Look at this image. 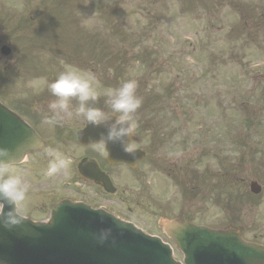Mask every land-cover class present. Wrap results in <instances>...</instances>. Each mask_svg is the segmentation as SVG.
Wrapping results in <instances>:
<instances>
[{"label":"rangeland","instance_id":"obj_1","mask_svg":"<svg viewBox=\"0 0 264 264\" xmlns=\"http://www.w3.org/2000/svg\"><path fill=\"white\" fill-rule=\"evenodd\" d=\"M153 1L154 3H152ZM172 1L174 0H83L84 8L80 10L81 15L77 18L80 20L82 27L98 30V37L101 36L100 40L103 42L98 47L106 45L114 51L118 50L116 55L121 59L123 49L127 51L126 56L131 54L132 57H135L139 51L150 50L151 48L149 54L151 53L155 56V60H150L149 62L150 71L147 69L149 66L147 68L142 66L147 61L144 55L141 57L142 61L140 59L137 60L138 64L131 61L130 58H125L126 65H123V69L126 66L124 74L129 79L134 78L138 85L140 83L142 85L144 103L146 105L139 108L136 113L139 126H141L142 130L154 129L156 126L159 130L161 128L164 131V127L169 126L174 117H178L176 121V129L178 130H180L181 124L188 126L189 123L204 129L202 130V137L197 139L196 133L186 128L188 130L186 134L189 135L190 143L193 145V157L200 152L202 153L204 146H209L208 152L203 158V164L211 163L210 171L214 172L212 180L205 184L200 183L197 187V195L202 193V197L207 199L204 202L195 201V209L202 210L200 216L196 215V217L214 225H227L232 222L242 229L246 237H252L255 234L259 240L264 242V177L262 176L264 175V51L249 50L237 52L240 60L239 65H230V63L226 62L221 67L219 65L222 62V55H227V53H222V49L217 45H212L211 42V45L205 48L209 50L210 55H206L204 58L200 55V47L198 46L185 50V54L181 52L174 57L175 53L166 51L167 42H173L175 37L177 39L175 43L180 44L183 42L181 39H184L185 34L188 37H197V35L184 22L186 15L176 16V13H171V9L175 8ZM3 3H5L6 8L4 10L5 18L2 21V40L4 42L9 41L10 44L12 41V44H15L17 43L15 42L17 40L15 37L22 31L19 28L15 29L12 19L7 17H11V15L19 11L25 14L27 11L30 13L32 6L22 1L16 2L14 0L9 1V3L3 1ZM1 7L3 10V4H1ZM143 7L147 8L143 9ZM162 9H168L167 13H163ZM86 11L88 12L87 15L90 16L88 19H85L86 15L84 13ZM203 11L202 8L196 7L193 14L195 16L197 14L202 15ZM34 12L37 13L38 10L35 9ZM151 13H154L152 19H157L155 24L147 27L136 26V30L133 32L136 35L132 36L133 33L129 32V30H132L130 27L135 26V22H137L136 25L144 23L143 16H150ZM73 14H75V11H73ZM172 16L173 19H169ZM129 17L131 19L129 20L130 24H128L129 27H127L126 23ZM177 18L180 24L176 26ZM116 20L121 26L128 28V31L121 29L122 32H129L130 36H132L129 37L126 34L125 43L131 38L135 43L139 42V45L130 43L129 47L125 48L124 43L121 44L120 35L111 43L109 36L110 23L111 21L116 22ZM141 29H144L148 35L158 32V34L156 33L158 38L148 36V41L143 40L141 42L142 37L140 36H145L143 31L140 32ZM23 36H25V31ZM156 39L166 42L165 50H161L158 47L162 46V44L156 42ZM110 45H114V47ZM17 49L19 50V47ZM110 54H112L111 51ZM45 57L43 51L39 49L34 50L32 53L33 60L43 62ZM173 57L175 62L194 71L175 64ZM19 59L22 58L19 57ZM193 63L198 66V72L203 71L204 66L209 65L216 70H213L212 73L214 77L210 78L209 81L201 79L199 73H195L196 69ZM152 66H155V68ZM7 67L10 68V63L7 64ZM98 76L99 78L101 77L100 71ZM121 82L123 81L112 82L110 88L119 87ZM174 85L180 94V109L178 111L173 109L174 106L170 98ZM241 85L245 87L244 91ZM247 85L249 89L246 87ZM236 87H239L242 93L235 91ZM106 89L107 87L104 85V92ZM219 89V94L216 92L218 94L216 95L213 90ZM147 93L155 94L148 95ZM226 98H228V104L226 103ZM202 99L206 103L202 104L205 110L203 107H196L195 105V102L199 103ZM215 99H220V103L216 102ZM152 129L146 133L148 137L144 136V139H149L153 132ZM196 142L197 144H195ZM165 153L168 156L170 154L168 152ZM220 154H222V163L231 164L234 167L230 174H226L227 177L236 179V175H238L241 178L238 181L236 180L237 182L232 181L230 184L223 183L221 187H230L232 189L233 186H236L240 192L244 193L245 190L248 191V183L252 179L259 180L258 182L262 185V192L256 198L251 199V202H246L242 206L240 216H238L239 220L236 221H231L230 216L221 208V205L213 201L212 187L216 186L218 171L224 173V168L221 166L222 163L216 162V160H219ZM161 155L162 152H160ZM210 156H212V161L206 160V157L209 158ZM117 168L122 169L121 167ZM150 168L148 161H145L139 167L154 182L155 176L160 178V175L151 173ZM118 174L122 180L124 177L123 172L119 171ZM235 183L238 184L234 185ZM218 221L221 222L219 223ZM180 257V255L177 256V258Z\"/></svg>","mask_w":264,"mask_h":264},{"label":"clouds","instance_id":"obj_2","mask_svg":"<svg viewBox=\"0 0 264 264\" xmlns=\"http://www.w3.org/2000/svg\"><path fill=\"white\" fill-rule=\"evenodd\" d=\"M48 90L54 97L48 104V113L44 122L57 125L65 119L82 118L93 127L104 126L106 131L99 134L97 140H90L95 150L107 151L108 143H119L127 153H133V133L137 127L136 113L141 107L142 98L136 94L137 81L125 80L119 87L110 88L105 92L107 110L95 106L100 97L95 77L75 66H65L54 80L48 83ZM73 100L76 101L75 105ZM84 127V128H85ZM83 130V129H82ZM49 158L44 175L54 177L67 170L73 163L70 156L53 146L44 149ZM24 160L20 159L19 163ZM7 148H0V223L5 228L19 225L28 196L29 186L23 182L18 169ZM10 206L5 211V206ZM111 236L110 229H102L98 239L103 242Z\"/></svg>","mask_w":264,"mask_h":264},{"label":"water","instance_id":"obj_3","mask_svg":"<svg viewBox=\"0 0 264 264\" xmlns=\"http://www.w3.org/2000/svg\"><path fill=\"white\" fill-rule=\"evenodd\" d=\"M2 114V117H6L5 115H8V112L5 110ZM12 130L16 134L18 132L24 135L17 140L13 137L9 139L8 132H12ZM12 130L4 127L0 128V148H7L11 158L14 159L19 157L27 148L28 132L25 131V129H17L15 127H12ZM101 218L107 223H110V225L116 223L100 212H90L83 209L82 213L68 218V227H64L63 230L61 226L46 227L41 230L37 227L41 239L40 241L33 239L34 245H24L20 240L15 239H3V241L0 242V259L3 260L0 261L10 263L5 261L10 260L16 264H27L31 261H40L43 262V264H65L66 261L71 260L73 264H86L88 258L83 255V251L85 250L84 247L88 245L93 248V250H88H91L90 253L92 255L94 254L89 264L91 262H94L92 264H178L171 260L170 253L165 246H162L154 239L143 237L133 230L128 233L130 236L136 237L135 239H124L120 235L117 236L114 232H111V236L107 240L101 242L98 239L100 232H91L87 228V224H90L92 219ZM194 235L196 238L210 237L212 239L210 243L212 244L209 246L206 245L204 250L200 251L195 245L187 248V243H180V248L187 256L185 259L186 264H194L195 261L199 259L207 261L212 260L214 257L211 256V254L234 256L238 260V264H258L264 261V252L245 248L243 246L240 249H236L231 241H229L228 244L233 248H214L216 245L220 246L223 244L222 238L224 235L197 230L194 231ZM113 236H116V238L113 239ZM72 239H74V243H70ZM43 244L46 246L45 249L42 248ZM147 244L152 246V252L149 253V259L146 260L143 256L148 254ZM5 248H10L18 252V254H12ZM137 252L141 255H138ZM201 252L210 255H203ZM197 264L200 263L197 262ZM203 264L214 263L206 262Z\"/></svg>","mask_w":264,"mask_h":264},{"label":"flooded vegetation","instance_id":"obj_4","mask_svg":"<svg viewBox=\"0 0 264 264\" xmlns=\"http://www.w3.org/2000/svg\"><path fill=\"white\" fill-rule=\"evenodd\" d=\"M14 93V92H13ZM12 93V94H13ZM39 101H38V106L36 108H32L29 106V104L24 103V102H19V106L16 105L14 102V110L17 112L19 115L26 116L28 120H30L35 127L38 129H51V128H56L59 124L57 125H48L43 122L45 114L48 113V104L51 100L54 99V97L49 93V96L45 92H40L39 93ZM76 101L73 100V104L75 105ZM72 121H80L81 118H72L70 119ZM76 124H72L71 127L74 128ZM33 213V212H32Z\"/></svg>","mask_w":264,"mask_h":264},{"label":"bare ground","instance_id":"obj_5","mask_svg":"<svg viewBox=\"0 0 264 264\" xmlns=\"http://www.w3.org/2000/svg\"><path fill=\"white\" fill-rule=\"evenodd\" d=\"M11 130H12V128H11ZM24 134H21V133H18L17 132V134L16 133H14L13 132V130H12V137L13 138H15L16 140L17 139H19L21 136H23ZM27 141V140H26ZM106 221L103 219V218H101V219H92V222L90 223V224H87V228L91 231V232H93V231H97V232H100L102 229H104V227L106 226ZM69 236V235H68ZM64 237H67V236H64ZM116 238V236H113V239H115ZM136 237H134V236H130V238H128V239H135ZM3 239L4 238H2L1 236H0V242L1 241H3ZM15 239H20L21 241H23L24 240V237H23V235L21 234V233H19L18 234V236L17 237H15ZM128 241V240H127ZM211 241V240H210ZM210 241L208 242V245H211L212 243H210ZM129 242V241H128ZM70 243H74V239H72V241H70ZM147 247H148V254L147 255H145V256H143L146 260L147 259H149V253H151L152 252V246L151 245H149V244H147L146 245ZM44 248H46V246L44 247ZM214 248H217V245L216 246H214ZM237 248H239V246L237 247ZM7 251H9L10 253H12V254H15V255H17L18 254V252H16V251H14V250H12V249H10V248H5ZM81 249V248H80ZM84 252H83V255L84 256H88L89 254H91L90 252H91V250L89 251L88 249H86L85 247H84ZM82 250V249H81ZM137 254L138 255H141L140 253H138L137 252ZM92 255V254H91ZM27 264H43V262H40V261H31V262H28Z\"/></svg>","mask_w":264,"mask_h":264}]
</instances>
